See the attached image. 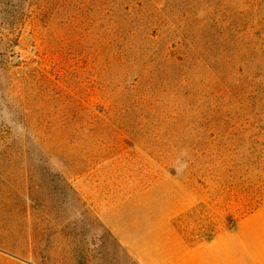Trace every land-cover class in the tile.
<instances>
[{"label": "rangeland", "instance_id": "374dc122", "mask_svg": "<svg viewBox=\"0 0 264 264\" xmlns=\"http://www.w3.org/2000/svg\"><path fill=\"white\" fill-rule=\"evenodd\" d=\"M261 97L264 0H0V264H137L144 225L254 211ZM46 201L65 225H26Z\"/></svg>", "mask_w": 264, "mask_h": 264}, {"label": "crops", "instance_id": "0c3cea01", "mask_svg": "<svg viewBox=\"0 0 264 264\" xmlns=\"http://www.w3.org/2000/svg\"><path fill=\"white\" fill-rule=\"evenodd\" d=\"M53 205L40 203V221L36 207H28L26 225H65L59 212L56 221L52 220L49 207ZM59 205L56 202L57 211ZM175 220L172 216L162 225H144L136 237L137 264H264V203L232 225H212V233L205 236L194 237L193 225ZM9 255L20 259L17 254Z\"/></svg>", "mask_w": 264, "mask_h": 264}, {"label": "trees", "instance_id": "16d2710c", "mask_svg": "<svg viewBox=\"0 0 264 264\" xmlns=\"http://www.w3.org/2000/svg\"><path fill=\"white\" fill-rule=\"evenodd\" d=\"M257 106H258V109H257L258 113H257V117H256V120H255V123H254L255 125L254 126L257 129V132L260 133L261 130H262V125L261 124H262V120H263L262 119L263 118L262 117V114H263V110L262 109L264 108V98L261 97L260 99H258V105ZM262 199H264V197ZM259 203L260 202H257V204H259Z\"/></svg>", "mask_w": 264, "mask_h": 264}]
</instances>
